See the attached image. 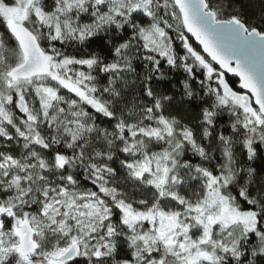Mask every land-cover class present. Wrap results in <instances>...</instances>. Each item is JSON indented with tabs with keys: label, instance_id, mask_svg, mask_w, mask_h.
<instances>
[{
	"label": "snow or ice",
	"instance_id": "obj_1",
	"mask_svg": "<svg viewBox=\"0 0 264 264\" xmlns=\"http://www.w3.org/2000/svg\"><path fill=\"white\" fill-rule=\"evenodd\" d=\"M0 264H264V0H0Z\"/></svg>",
	"mask_w": 264,
	"mask_h": 264
}]
</instances>
